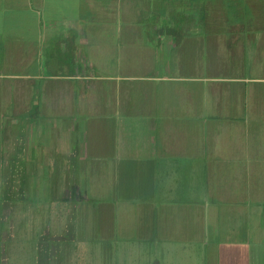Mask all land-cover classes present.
Returning <instances> with one entry per match:
<instances>
[{
	"label": "crops",
	"instance_id": "obj_1",
	"mask_svg": "<svg viewBox=\"0 0 264 264\" xmlns=\"http://www.w3.org/2000/svg\"><path fill=\"white\" fill-rule=\"evenodd\" d=\"M207 2L0 0L6 191L82 189L83 264H264V0Z\"/></svg>",
	"mask_w": 264,
	"mask_h": 264
},
{
	"label": "rangeland",
	"instance_id": "obj_2",
	"mask_svg": "<svg viewBox=\"0 0 264 264\" xmlns=\"http://www.w3.org/2000/svg\"><path fill=\"white\" fill-rule=\"evenodd\" d=\"M13 130L17 134L19 127L14 126ZM11 169L7 165L0 168V236L7 226L11 229L13 239L11 245L8 243V255H10L8 258L12 260L10 264H37L36 257L40 252L42 237H46L48 241L51 240V245L54 243L61 245L62 253L57 258L60 262L70 261V264H83L81 263L83 249L80 248L81 246L79 249L72 247L73 242L70 239L74 236L73 234L77 235V244L83 239L80 213L84 208L82 199L85 196L84 191L81 189V192L74 196L71 190H65L62 179L57 180L53 175L49 177L47 171L46 173L43 171L42 176H38L35 174L36 168H30L32 174L29 176V192L27 193L30 195L28 200L23 199L22 201V193L19 190L13 193L6 191V185L10 180L8 174ZM6 194H17L18 198L5 201ZM23 215H28L29 219H25L22 224L21 216ZM33 216L35 218L31 220L34 224L37 223L36 228L39 227L37 231L36 229L30 230V218ZM76 219H78V229L74 233L71 228L69 229L68 223L72 221L73 224ZM57 238L64 240L57 241Z\"/></svg>",
	"mask_w": 264,
	"mask_h": 264
},
{
	"label": "trees",
	"instance_id": "obj_3",
	"mask_svg": "<svg viewBox=\"0 0 264 264\" xmlns=\"http://www.w3.org/2000/svg\"><path fill=\"white\" fill-rule=\"evenodd\" d=\"M207 1H212V0H206V8H205V11H206V13H208L209 11H210V9H213V3L212 4H209ZM215 3H216V1H214ZM225 3H227L226 1H224L223 3H222V8L223 9H225V8H227V4H225ZM174 23V29H173V32H178L177 31V29L176 28H182L183 27V25L182 24H184L185 23V21H183V22H180V21H178V22H173ZM187 23L190 25V24H193V22L192 21H187Z\"/></svg>",
	"mask_w": 264,
	"mask_h": 264
}]
</instances>
